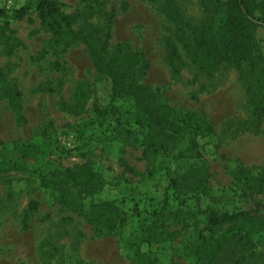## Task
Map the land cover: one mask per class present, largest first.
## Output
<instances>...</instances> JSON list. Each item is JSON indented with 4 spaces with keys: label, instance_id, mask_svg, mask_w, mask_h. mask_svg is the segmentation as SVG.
I'll list each match as a JSON object with an SVG mask.
<instances>
[{
    "label": "rangeland",
    "instance_id": "374dc122",
    "mask_svg": "<svg viewBox=\"0 0 264 264\" xmlns=\"http://www.w3.org/2000/svg\"><path fill=\"white\" fill-rule=\"evenodd\" d=\"M13 1L7 10H28L21 18L0 13V264H195L199 245L202 264H264L263 212L251 213L264 206V78L246 92L260 86L264 26L252 32L255 65L238 68L225 51L214 64L204 43L226 0H57L76 29L94 27L98 45L109 32L111 49L148 61L139 82L178 127L169 151L153 154L132 119L96 117L109 87L83 45L53 37L37 0ZM263 3L251 1L255 15ZM175 19L186 23L195 62L175 36ZM53 170L73 173L90 195L60 197L43 176ZM32 199L38 208L27 214ZM104 201L118 213L91 207ZM209 211L251 214L210 227Z\"/></svg>",
    "mask_w": 264,
    "mask_h": 264
},
{
    "label": "trees",
    "instance_id": "16d2710c",
    "mask_svg": "<svg viewBox=\"0 0 264 264\" xmlns=\"http://www.w3.org/2000/svg\"><path fill=\"white\" fill-rule=\"evenodd\" d=\"M251 1L254 0H226L221 5V17L219 20L218 30L211 33L208 28L210 37L205 40V46L207 47V54L212 56L215 63H218L222 57V52H228L233 57L234 64L240 65V62L251 60L252 65H255V57H252V45L254 46L253 30L260 26H264V3L261 6L260 14L255 15L251 8ZM168 2L171 3L170 0ZM241 5L245 12L242 11ZM35 9L39 17L40 23L45 27L50 34L60 42L73 43L77 42L83 45L84 51L91 61L94 67L98 80L108 84L109 94L108 102L103 105L95 104L93 112L96 117H100L110 112H114L118 117L126 116L131 120L135 128H138L142 132L141 145L145 152H151L153 154L161 153L166 154L169 151L168 142L171 139H175V133L177 132L176 123H173V119H168L166 113L162 111L158 113L156 103H154L155 90L139 82L140 76L145 74L149 68L148 61L140 56V54L125 50L121 45H116L113 49L110 48L108 40L110 33L107 32L104 39L100 40V45L96 43L97 34L93 26L85 25L82 29H76L74 27L75 15L64 13L57 0H37L35 3ZM173 14L177 15L176 9L171 8ZM170 9V10H171ZM0 10L1 14L8 12H14L15 17L21 18L27 13V7H20L19 9ZM169 12L167 13L169 18H173ZM109 16L108 23H111L112 13ZM260 23V24H259ZM186 23L182 19H175V36L182 44L183 48L189 54L190 59L194 62L196 58L192 57L194 54L191 45L188 44L185 34L183 32ZM252 42V43H251ZM260 59L264 62V54ZM241 72V69H240ZM261 75L257 78V84L260 86L253 87L252 85L246 86V92L253 94L256 88L263 87L264 69L260 72ZM248 84H250L248 82ZM264 98V95H263ZM122 103L118 105V101ZM127 102L123 107V102ZM20 107V106H19ZM18 107L16 111V120L20 123H24L25 118ZM260 107H256V109ZM264 111V106L261 108ZM189 120L193 121L194 115L188 113ZM174 125L176 127L172 132L170 128ZM44 178L51 181L52 186L58 191L60 197L73 195L76 199H80L82 194L89 196L90 191L84 182L77 180V177L73 173L68 171H49ZM201 180L195 176L190 175ZM178 179L171 177L169 179V186L176 192L178 190ZM189 187L192 190H197L198 185L193 180L190 181ZM203 186V185H202ZM264 186V183H263ZM75 194H72V189L77 188ZM79 187H82L79 190ZM204 187V186H203ZM198 197V196H197ZM196 198V197H194ZM91 207L94 210L106 213L117 214V207L113 201H104L98 204H92ZM38 208V202L32 199L28 202L26 213L30 214ZM262 210L264 221V206L260 203L256 204V208L251 213H257ZM248 211H238L235 213H216L209 211L208 217L211 222L210 227L225 224L231 221H235L239 218L249 216L251 214ZM201 241H204V235L200 232ZM202 245L197 246L193 251L195 264H202L201 252Z\"/></svg>",
    "mask_w": 264,
    "mask_h": 264
},
{
    "label": "built area",
    "instance_id": "2783aa9c",
    "mask_svg": "<svg viewBox=\"0 0 264 264\" xmlns=\"http://www.w3.org/2000/svg\"><path fill=\"white\" fill-rule=\"evenodd\" d=\"M14 4L13 0H4L0 2V9H9Z\"/></svg>",
    "mask_w": 264,
    "mask_h": 264
},
{
    "label": "water",
    "instance_id": "95a60500",
    "mask_svg": "<svg viewBox=\"0 0 264 264\" xmlns=\"http://www.w3.org/2000/svg\"><path fill=\"white\" fill-rule=\"evenodd\" d=\"M239 2H240V0H239ZM241 8H242V11H243V12H245V10H244V8H243V6H242V5H241ZM259 24H260V23H259ZM261 25H262V24H261Z\"/></svg>",
    "mask_w": 264,
    "mask_h": 264
}]
</instances>
